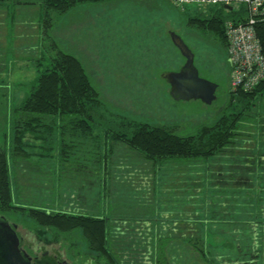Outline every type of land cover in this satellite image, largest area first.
I'll use <instances>...</instances> for the list:
<instances>
[{
	"label": "trees",
	"instance_id": "trees-1",
	"mask_svg": "<svg viewBox=\"0 0 264 264\" xmlns=\"http://www.w3.org/2000/svg\"><path fill=\"white\" fill-rule=\"evenodd\" d=\"M105 1L108 0L25 1L27 4H41L47 35L44 40L48 46L45 51L52 54L48 55L40 48L41 54L35 61L38 76L31 82L36 85L28 88L23 101L14 108L12 145L0 150L2 204L8 206L13 201L17 185L10 170L11 160L17 165L32 163L52 170L53 164L45 161L51 157L53 141L59 138L57 128L62 127L63 152L68 154L71 150L77 156L74 164L87 175L89 166L90 173L103 182L100 185L104 190L109 184L108 177L114 175L111 165L115 163L111 159H114L116 144L127 146L129 151L151 165H202L206 170H202V178H195L197 176L190 175L195 171H189L188 179L181 177L179 185L173 190L167 189L166 194H173L176 198V207L170 208L168 216H141L133 219L140 222L133 223L119 216L98 217L61 209L29 207L37 227L66 235L75 233L92 247L109 254V245L113 244L124 254L128 251L129 262L135 264H176V260L168 256L169 245L188 248L184 251L189 252L187 259L178 255L179 264H264V112L252 113L264 97V81L251 90L230 89L226 108L220 116L198 125L187 135L177 134L172 126L151 124L127 116L114 120L118 125L103 126L95 134L97 126L94 124L106 120L102 109L108 106L83 60L65 50L56 38L54 41L51 31L56 26L53 22L55 13L65 16L81 4ZM182 10L188 13V27L200 31L205 37H212L217 50L221 46L227 51L226 20L243 21L241 12H231V18L224 5H189ZM256 29L264 46V21H260ZM47 59L50 64L44 66ZM97 116L102 117L98 119ZM247 126H253L255 132L243 130ZM29 134L35 140L43 141L39 146L43 150L40 153L43 161H32L33 156L26 148L31 143L26 145L25 142ZM135 169L140 171L137 166ZM144 176L141 181L145 183ZM190 181L193 183L189 184ZM89 182H85L86 187L90 186ZM72 192L59 190L58 199L61 196L66 198L65 194L72 198L75 196ZM75 198L72 204H81L80 198ZM197 198H200L203 210L191 216L187 208L195 205ZM163 199L160 194L161 203ZM24 208L28 210V207H17ZM112 219L118 220L124 228L116 229Z\"/></svg>",
	"mask_w": 264,
	"mask_h": 264
},
{
	"label": "rangeland",
	"instance_id": "rangeland-1",
	"mask_svg": "<svg viewBox=\"0 0 264 264\" xmlns=\"http://www.w3.org/2000/svg\"><path fill=\"white\" fill-rule=\"evenodd\" d=\"M191 11L195 13L194 9ZM231 12L229 15L232 18ZM188 17V13L175 6L172 0H108L84 3L65 16L58 13L53 15V22L56 24L52 33L54 41L56 38L65 50L83 60L93 83L108 106L102 109L105 111L103 117L106 120L94 124L97 126L94 129L95 134L103 126L118 125L114 120L127 116L151 124L172 126L177 134L187 135L196 130L198 125L220 116L226 108L230 89H242L240 86L232 88L233 69L228 63L227 51L221 46L217 50L212 43V37H205L200 31L189 28ZM56 28L60 31L54 33ZM171 32L180 35L194 52L195 65L200 76L218 83L217 98L212 104L195 99L177 101L170 95V85L163 74L178 71L185 62V58L172 42ZM4 46L0 43V49H5ZM41 49L45 51L48 46L43 44ZM52 51L54 52L53 47ZM46 53L52 54L49 51ZM23 55L21 66L13 69L11 65L10 70L3 73L0 70V150L4 146L8 148L12 145L15 106L23 101L28 88L36 85L35 82L31 83L38 76L34 65L36 52L26 51ZM48 63L50 64V59L44 61V66L49 65ZM260 111L264 112V97L258 101L252 113ZM97 117L101 119L102 116ZM243 130L255 132L253 126H247ZM62 131V127L57 128L59 138L53 141L51 157L45 161L53 164L52 170L32 163L17 165L13 160L9 164L17 185L14 188L13 201L5 206L0 200V209L15 213L13 219L24 227L38 226L32 219L29 207L61 209L74 214L98 217L119 216L133 223L140 222L136 220L141 216H168L171 213L170 208L176 207V198L166 192L179 185L181 177L188 179L189 171H195L190 173L197 176L195 178H202L201 172L206 170L202 165H151L129 151L127 146L116 144V153L114 159H111L115 163L111 165L114 175L108 177L112 186L106 184L104 190L101 186L103 182L98 181L93 172L90 173L89 166L87 175L74 164L77 156L71 150L68 154L63 152L64 146L60 140ZM25 142L26 145L31 143L26 148L33 156L32 161H43L40 156L43 150L39 147L43 145V141L35 140L29 134ZM136 166L140 169L139 172L135 169ZM133 171L135 172L131 173ZM143 175L145 183L141 181ZM85 182H89L87 184L91 187H86ZM191 183L193 181L189 184ZM186 185L188 186V181ZM59 190L73 191L75 196L72 195L71 198L65 194L66 198L61 196L58 199ZM160 194L164 198V204L159 201ZM75 197L80 198L81 204H72L77 199ZM246 198L247 196L243 200ZM195 200V205H188L187 208L191 216L200 214L203 210L200 198ZM18 205L28 207V210L17 209ZM112 222L116 224V229L124 228L118 220L112 219ZM158 222L165 223L164 220ZM67 236H78L76 239L86 244V240L83 237L80 239L75 233ZM216 238L221 239L219 236ZM185 250L188 248L180 249V246L174 245H169L167 249L168 256L174 258L176 264H179V254L187 259L189 252L186 253Z\"/></svg>",
	"mask_w": 264,
	"mask_h": 264
},
{
	"label": "built area",
	"instance_id": "built-area-1",
	"mask_svg": "<svg viewBox=\"0 0 264 264\" xmlns=\"http://www.w3.org/2000/svg\"><path fill=\"white\" fill-rule=\"evenodd\" d=\"M181 9L189 5L199 7L228 5L240 13L243 21L228 19L225 31L228 40V63L232 70V88L251 90L264 81V46L256 26L264 20V0H172ZM249 19V21H245Z\"/></svg>",
	"mask_w": 264,
	"mask_h": 264
},
{
	"label": "flooded vegetation",
	"instance_id": "flooded-vegetation-1",
	"mask_svg": "<svg viewBox=\"0 0 264 264\" xmlns=\"http://www.w3.org/2000/svg\"><path fill=\"white\" fill-rule=\"evenodd\" d=\"M14 217L15 213L10 210L0 209V222L8 224L19 239V254L24 264H135L129 262L128 251L124 254L121 248L113 244L109 245V254L86 242L84 244L83 241L76 239L78 236L69 238L68 234L56 233L50 228L36 226L25 228L14 220ZM6 227L2 228L7 230ZM11 237L12 233L8 231L6 238ZM2 250L0 249V253Z\"/></svg>",
	"mask_w": 264,
	"mask_h": 264
},
{
	"label": "crops",
	"instance_id": "crops-1",
	"mask_svg": "<svg viewBox=\"0 0 264 264\" xmlns=\"http://www.w3.org/2000/svg\"><path fill=\"white\" fill-rule=\"evenodd\" d=\"M25 1L33 0H4L0 4V43L5 45V49H0V52L4 51L0 54L2 73L7 69L9 71L11 67L15 69L21 66L24 60L23 53L26 51L36 52V61L41 54L40 48L45 44L43 39L47 35L43 25L42 6L39 2L27 4ZM59 31L56 28L54 33ZM52 33L53 31H51L53 36Z\"/></svg>",
	"mask_w": 264,
	"mask_h": 264
},
{
	"label": "water",
	"instance_id": "water-1",
	"mask_svg": "<svg viewBox=\"0 0 264 264\" xmlns=\"http://www.w3.org/2000/svg\"><path fill=\"white\" fill-rule=\"evenodd\" d=\"M231 9V6L225 5ZM174 45L185 58V62L178 71L165 72L164 79L170 85V95L175 100H200L206 104H212L217 98L218 83L200 76L199 69L195 65V54L184 39L175 32H171ZM0 262L2 264H24L19 254V239L14 230L0 222ZM7 226L6 229L2 227ZM10 228V229H9ZM12 233L11 238H6V233Z\"/></svg>",
	"mask_w": 264,
	"mask_h": 264
},
{
	"label": "bare ground",
	"instance_id": "bare-ground-1",
	"mask_svg": "<svg viewBox=\"0 0 264 264\" xmlns=\"http://www.w3.org/2000/svg\"><path fill=\"white\" fill-rule=\"evenodd\" d=\"M225 9L231 11L232 8H231V9H229V8H225ZM245 21H249V19H246ZM261 21H264V20H261Z\"/></svg>",
	"mask_w": 264,
	"mask_h": 264
}]
</instances>
